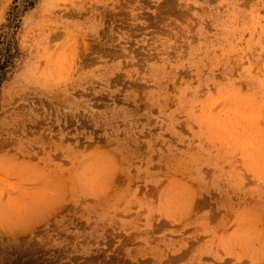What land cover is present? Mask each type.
I'll list each match as a JSON object with an SVG mask.
<instances>
[{
	"label": "rangeland",
	"instance_id": "rangeland-1",
	"mask_svg": "<svg viewBox=\"0 0 264 264\" xmlns=\"http://www.w3.org/2000/svg\"><path fill=\"white\" fill-rule=\"evenodd\" d=\"M0 264H264V0H0Z\"/></svg>",
	"mask_w": 264,
	"mask_h": 264
},
{
	"label": "trees",
	"instance_id": "trees-1",
	"mask_svg": "<svg viewBox=\"0 0 264 264\" xmlns=\"http://www.w3.org/2000/svg\"><path fill=\"white\" fill-rule=\"evenodd\" d=\"M3 67V63H1V61H0V68H2ZM0 79H1V75H0Z\"/></svg>",
	"mask_w": 264,
	"mask_h": 264
}]
</instances>
